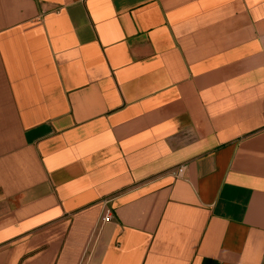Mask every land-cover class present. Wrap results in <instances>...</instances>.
I'll return each instance as SVG.
<instances>
[{
  "label": "crops",
  "instance_id": "1",
  "mask_svg": "<svg viewBox=\"0 0 264 264\" xmlns=\"http://www.w3.org/2000/svg\"><path fill=\"white\" fill-rule=\"evenodd\" d=\"M0 264H264V0H0Z\"/></svg>",
  "mask_w": 264,
  "mask_h": 264
},
{
  "label": "built area",
  "instance_id": "2",
  "mask_svg": "<svg viewBox=\"0 0 264 264\" xmlns=\"http://www.w3.org/2000/svg\"><path fill=\"white\" fill-rule=\"evenodd\" d=\"M185 167L184 166H181L176 172H175V175L176 176H183L184 173H185ZM112 219V214H111V211L110 210H107L106 211V214L104 216V218L102 219V222L103 223H106V222H110V220Z\"/></svg>",
  "mask_w": 264,
  "mask_h": 264
}]
</instances>
